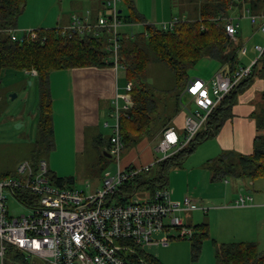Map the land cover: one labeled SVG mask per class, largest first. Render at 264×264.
<instances>
[{
  "label": "trees",
  "instance_id": "1",
  "mask_svg": "<svg viewBox=\"0 0 264 264\" xmlns=\"http://www.w3.org/2000/svg\"><path fill=\"white\" fill-rule=\"evenodd\" d=\"M108 1L104 3L105 6ZM189 3L194 4V14L186 11L181 17L178 16L180 21L173 29L164 30L160 23H150L147 20L138 10L136 0L118 1V18L123 25L133 27L140 24L144 27V31L137 34L121 32V28L119 30L120 50L117 69L124 72L126 85L133 84L130 93L132 107L123 110L120 118L125 149L135 148L137 151L152 137L162 135L163 139L165 131L169 128H174L181 136L183 127L180 131L175 122L182 113V106L187 109V113L183 112L184 121L189 114L191 102H187L185 97L188 96L187 84L192 79L190 71L204 59L218 62L225 75L232 74L240 67L239 48H233L234 40L228 36L226 30V20L230 18L231 11L242 12L245 7L255 15L264 16V0H189ZM27 5L28 0H0V84L2 74L7 70L25 71L29 74L36 71L37 74L33 76L37 78L40 94L38 128L40 143H43L47 136L54 141L51 74L76 68H115V62L111 59L113 53L109 50L114 45L112 41L114 35L105 29H93L91 32L81 34L77 31L64 32L61 28H54L36 30L18 39L15 37L18 20L26 11ZM103 16L109 18L108 14ZM260 26L261 24L259 29ZM34 33L36 38H32ZM152 61L163 64L173 75L174 84L171 88H155L148 82V70ZM261 63V73L264 74L263 55L257 62L254 75L240 83L222 100L211 115L207 126L188 147L165 160L156 162L154 166L158 170L155 176L150 175L151 170L141 171L122 186L120 195L129 198L136 191L153 194L156 190L167 187L172 169L183 167L197 147L206 140L216 137L227 120L232 118V109L238 95L251 85ZM112 107L111 115L114 112V106ZM256 121L258 134L254 139L253 153L250 155L225 153L209 160L206 167L210 171L212 182H227L228 179L255 181L264 178V109H261ZM106 127H110L109 123ZM111 128L113 130V126ZM112 135L108 140L103 136H99L97 140L104 157L111 155L109 149ZM53 141L47 143V150L50 152L55 148ZM34 153L35 158L30 162L33 163L34 171H37L41 161L38 158L40 151L35 150ZM126 169L130 171L139 168L130 165ZM17 177L18 172L13 176L4 175L0 181ZM49 177L61 188H71V184L75 182V177H59L51 171ZM28 195L31 194L27 192L20 194L19 191L12 196L23 203ZM198 207L208 212L207 208L199 205ZM185 227L193 231V235L186 238L191 242L194 258L198 259L204 242L210 238V224L200 223L190 227L185 224ZM213 244L217 264H264V253L254 242L218 243L213 240ZM8 253H13L16 260L22 259L25 262L28 260L24 254L12 247L8 249ZM146 258L151 264H162L159 259L149 254Z\"/></svg>",
  "mask_w": 264,
  "mask_h": 264
},
{
  "label": "built area",
  "instance_id": "2",
  "mask_svg": "<svg viewBox=\"0 0 264 264\" xmlns=\"http://www.w3.org/2000/svg\"><path fill=\"white\" fill-rule=\"evenodd\" d=\"M118 1H108L106 7L109 18L101 16L93 21L92 13L87 11L84 15L74 14L70 25L61 28L64 32L77 31L81 34L93 29H105L113 34L114 45L109 50L113 53L111 59L115 62L116 71L119 67V30L124 26L118 18ZM243 13L253 25L264 21V16L255 15L245 7ZM179 21L175 17L161 23V26L164 30H171ZM226 22L227 34L234 39L239 33V23L236 24L233 18H228ZM259 30L264 33V23ZM256 51L259 54L257 60L248 66H240L230 75L219 73L211 81L193 78L188 82L186 95L194 109H188L181 136L174 128L165 131L157 147V151L164 156L157 163L188 147L207 126L222 100L254 75L257 62L263 58L264 48L257 46ZM132 87L133 84L128 83L126 94L117 95L113 100L112 117L115 123L109 151L118 160V171L115 175L107 173L103 178V186L95 192L86 195L77 189L56 186L43 160L37 171H34L33 163L25 160L18 167L17 178L0 181L1 258L12 247L27 259L38 258L49 264H151L146 258L145 248L168 245L170 242V237L154 240L156 232L177 229L179 238L193 235V231L185 227V222L178 216L179 212L199 209L192 199L187 197L183 202H175L168 187L158 189L153 194L145 193L147 197L143 200L137 198V191L129 198L120 195L123 185L141 171H149L155 165L128 171L120 163L125 150L120 118L123 110L132 107ZM19 191L33 196L29 206L31 214L10 217L8 194L14 195ZM252 201L251 196L241 194L237 203L245 206Z\"/></svg>",
  "mask_w": 264,
  "mask_h": 264
},
{
  "label": "rangeland",
  "instance_id": "3",
  "mask_svg": "<svg viewBox=\"0 0 264 264\" xmlns=\"http://www.w3.org/2000/svg\"><path fill=\"white\" fill-rule=\"evenodd\" d=\"M108 0H28L26 11L18 20V28L15 32V37L22 39L26 34L35 32L40 29H54L63 28L65 24L64 17L71 15L73 12H81L84 15L87 11L94 12V17L99 14L106 15L108 13L105 2ZM140 12L147 18L148 21L159 20L161 23L171 21V16L181 17L186 11L191 15L194 14V4L189 3V0H139ZM92 10V11H91ZM100 12L98 13V11ZM64 15V17L62 16ZM156 15V18H155ZM187 15V14H186ZM63 17V21L59 19ZM230 18L235 19V23H239V33L234 41L233 48L237 47L239 64H251V62L258 59L259 54L255 48L257 46L264 48V33L259 30V25L251 23L248 17H244L243 11H231ZM166 21L164 22V20ZM128 31L134 34L144 31V27L137 24L133 27L123 26L121 32ZM32 38H36L33 34ZM246 50V53H244ZM216 68V63L207 59L202 60L196 67L190 71V75L201 74L207 71L213 74ZM262 65L260 64L257 73L252 81L257 78H264L261 73ZM61 71V70H60ZM36 72V71H33ZM66 73V72H65ZM122 72H119V86L121 93L126 81L123 80ZM37 73L29 74L25 71L7 70L2 74L0 84V178L4 175L13 176L17 172L19 165L25 160H34L35 150L40 151L38 158L45 161L51 170L60 177H75V182L71 184L72 189H77L89 195L101 186H103V178L107 173L115 175L118 171V160L114 157H104L103 151L99 147L97 137L94 135L87 143L86 151L78 153L70 144V131H69V113L66 105H58L57 109L60 113V145L54 148L51 152L47 150V143L52 142L51 137H46L43 143L39 135L38 118H39V89L37 85V78L33 76ZM148 82L155 88L169 89L174 84L173 75L168 71L166 66L154 61L151 62L148 70ZM242 94V92H241ZM240 94V95H241ZM237 101H239V97ZM188 102L190 98L185 97ZM170 101L169 103H171ZM122 103V102H121ZM122 105V104H121ZM173 106V103H171ZM113 108V107H112ZM190 109H194L191 104ZM112 110V109H111ZM111 110L105 111V120L109 122L110 127L103 126L101 135L104 139L108 140L113 134L111 126L114 125V118L111 116ZM111 111V112H110ZM261 111V106L256 109L254 115L246 117V120L253 119L254 124L257 125L256 117ZM187 113V109L182 106V113ZM244 117V115H238ZM237 117V118H239ZM220 138L211 139L199 145L196 151L185 161L183 168H174L169 175L170 190L174 187L179 188L183 194V200L188 197L194 201L197 198L203 200L210 195L222 193L217 189V185H227L229 189L232 188L233 183L237 179H228L226 182H212L210 178L203 179L201 173H207V169L196 170L193 179L188 180L186 170L192 166H198L204 163L208 156V151L205 149L213 144L217 145V156L225 153L234 154H249L251 149L244 148L240 144L239 136L233 133L232 126L228 123L224 128ZM225 135V136H224ZM162 135L152 137L150 140L145 141L137 151L135 148H127L123 151L120 163L123 168H127L132 163L134 166L143 169L154 165L158 160H161L164 154L157 151ZM236 141L238 143H234ZM54 142V141H53ZM146 153V154H145ZM150 154L152 162L145 166L144 156ZM129 161V162H128ZM128 162V163H127ZM135 162V163H134ZM151 176H155L158 168L151 167ZM248 183V180L246 181ZM259 184L261 189L264 190V178H258L255 181ZM191 185L192 195L187 191V186ZM173 186V187H172ZM259 187V186H258ZM257 187V188H258ZM259 189L258 192H262ZM147 191H140L137 198L143 200L147 197ZM243 195L247 191H241ZM254 193V192H253ZM21 194V193H20ZM23 194V193H22ZM195 194V195H193ZM223 194V193H222ZM236 194V193H235ZM239 195V194H236ZM255 195V194H253ZM196 196V197H195ZM32 195L26 196L25 202L18 201L14 196L8 194V208L10 217H21L22 215H30V203L32 202ZM196 198V199H195ZM172 200L174 201L173 197ZM199 202V201H197ZM233 199L231 194L226 196L225 201H210L202 202L206 208L210 209L207 215L204 212H194L193 221L200 223H210L211 231L210 238L204 242L202 253L198 259H195L191 250V242L189 238L182 239L178 236L180 232L177 230L156 232L153 235L154 240H161L171 237L168 245H152L145 248L147 254L160 260L162 264H217L215 257V246L213 244L214 236H220L222 240L228 243L239 242L233 241L234 237H230V231L234 232L233 226L235 219L228 218L224 212H217L216 210L222 204L231 205ZM197 205H199L197 203ZM201 206V205H199ZM217 206V207H216ZM182 219L186 217L185 213H178ZM201 217V218H200ZM168 222V221H167ZM249 227L254 231L262 229L264 233V224L249 223ZM260 251L264 253V247H260ZM6 264H49L48 262L38 258H28L27 262L16 260L13 257L8 258Z\"/></svg>",
  "mask_w": 264,
  "mask_h": 264
},
{
  "label": "crops",
  "instance_id": "4",
  "mask_svg": "<svg viewBox=\"0 0 264 264\" xmlns=\"http://www.w3.org/2000/svg\"><path fill=\"white\" fill-rule=\"evenodd\" d=\"M139 3H140L139 0H136L137 8L140 11ZM99 12L100 10L98 11V13ZM74 14H82V13L73 12L71 15H67L65 17L64 15H62L65 20V24L63 27H67L70 25L72 16ZM93 15L94 12L92 11L93 21H96L99 17L103 16L102 14H99L97 17H94ZM63 17L59 19V22L63 21ZM172 18L173 16H171L170 19ZM165 21L166 19L164 20V22ZM149 22L159 24L160 21L155 19V21L150 20ZM263 23L264 21L261 22V24ZM236 37L233 39L234 41L236 40ZM214 62L216 63V68L213 74L207 71H203L201 74H196L191 76V78L192 79L199 78L205 81H211L212 79H214L216 75L223 72V68L220 66V64L216 61ZM248 65L249 64H244V65L239 64V66H248ZM120 71L122 72L121 74L123 75V80L125 81L124 72L122 70L116 71L115 68L112 67L76 68V69L55 71L51 74L50 85H51V93L53 99V126H54L55 148H57L60 145V131H61L60 130L61 116L57 109L58 105H66L68 107V113L70 116L68 122L69 131H70L69 137L71 141L70 144L78 153H82L86 151L87 143L90 138L92 139V137L96 134L97 137L101 135L100 132L102 127L105 126L107 123H109L105 120V116H106L105 111L112 109L113 100L117 95L126 94V90H125L126 85L123 88V91H125V93H121L120 90V86H119ZM260 106L261 109H264V78L261 77L257 78L254 84L251 83L250 86L244 89V91L239 97V101H237L233 106L232 118L228 119L227 122L223 125L218 135L211 139H215L217 137L220 138L224 130L223 128L228 123H230L232 126L233 133H237L239 136L240 144L244 146V148L251 149V152L249 154H243V155L252 154L254 149V139L258 134V130H257V125L254 124L253 119L246 120L245 118L246 117L251 118V115H254L256 109ZM238 115H244V117L243 116L239 117ZM184 116L185 115L181 113L175 122V126L177 127V129L180 128V131L182 130L183 127ZM211 139H208L205 142ZM234 143L237 142L234 141ZM217 145L218 144L216 143L205 148L208 151V156L205 159L204 163H200L198 166H192L186 170L189 183L190 180L193 179V176H195L196 170L207 169L206 167L207 162L211 159L217 158L216 157L218 153L216 150ZM145 154H143L144 160L146 157L148 159L145 161V166H146L153 162L151 155L150 154L145 155ZM131 165H133V163ZM182 168L183 167L178 169H182ZM49 170L52 173H54L51 170V168H49ZM202 175H203V179L208 180L210 178V171L208 170L207 173L202 172L201 176ZM246 181L247 180L237 179V181L233 183L231 189H229L228 187L230 184L227 185L219 184L217 185V189L220 190V192H222L223 194L222 193H217L216 195L213 194L208 196L204 200L202 198L199 199L197 198L195 202L201 205L202 207H205L204 205L201 204L202 202L204 201L210 202L214 200L225 201L226 196L229 195L230 193L231 199H233L231 205L222 204L221 206H219V208L216 211L221 213L224 212L225 214L228 215V218L235 219L234 226L232 228L234 229V232L230 231V237H234L235 239L233 241L254 242L258 245L260 249V247L262 246L264 247V233L262 229H260L257 232L254 231L252 228L249 227V223L264 224V190H262L260 185L259 184L257 185L256 182H252L248 180L247 183ZM170 185H172V183L168 182L167 187L169 189H170L169 187ZM240 188L241 191H245V190L247 191V194H245V196H251L253 198V201L248 202L245 206H241L237 203L239 196L242 194L239 193ZM259 189L262 190L261 193L260 191L258 192ZM170 191H171V196L173 197L175 202H181L183 200V194L181 191H179V188L174 187V189H171ZM187 191L192 195L190 184L187 186ZM235 193L239 195H236ZM196 211L204 212L205 215H207L210 209H208L207 213L202 209H198L195 211H183L182 213H185L186 215L185 219L183 218V221L187 226L190 227L200 224V222L193 221V214ZM210 230H211V226H210ZM214 240H216L218 243H228L225 240H222L220 236H214ZM9 256L13 257L14 254L7 252L4 258L0 257V264H6V261L9 260L8 259Z\"/></svg>",
  "mask_w": 264,
  "mask_h": 264
},
{
  "label": "water",
  "instance_id": "5",
  "mask_svg": "<svg viewBox=\"0 0 264 264\" xmlns=\"http://www.w3.org/2000/svg\"><path fill=\"white\" fill-rule=\"evenodd\" d=\"M109 157H111V155H109Z\"/></svg>",
  "mask_w": 264,
  "mask_h": 264
}]
</instances>
